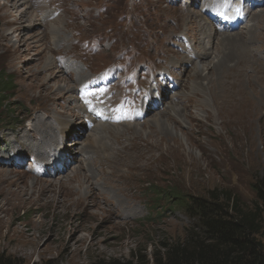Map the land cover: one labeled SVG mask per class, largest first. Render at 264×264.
I'll return each mask as SVG.
<instances>
[{
  "label": "rangeland",
  "instance_id": "rangeland-1",
  "mask_svg": "<svg viewBox=\"0 0 264 264\" xmlns=\"http://www.w3.org/2000/svg\"><path fill=\"white\" fill-rule=\"evenodd\" d=\"M204 1L27 0L37 14L34 22L28 10L23 13L25 5L0 0V6L12 7L11 15L0 7V76L12 79L10 91L0 93V253L22 264H162L171 247L193 235L201 242L198 219L170 193L212 198L216 192L237 209L254 211L253 184L264 178V3L249 10L238 31L200 37L210 52L203 54L198 21L211 22ZM191 31L194 39L187 36ZM222 33L245 40L243 47L235 45L241 57L229 62L228 76L221 78L228 87L224 95L214 84L202 86L209 70L196 76L192 68L197 63L202 69L225 52L216 44ZM48 59L53 68L43 67ZM106 69H116L118 76L109 99L130 97L139 108L148 102L145 117L103 123L80 104L79 86ZM161 70L173 82L164 76L149 102L146 88ZM200 80L201 90L191 88ZM66 83L73 90L53 96ZM169 104L184 118L174 119ZM225 104L261 113L239 129ZM157 113L162 117L154 122ZM37 118L55 130L52 142H42L43 130L31 129ZM59 123L66 125L60 134ZM114 125L121 130L103 129ZM89 132L107 147L86 153L79 142ZM29 156L45 164L43 174L33 173ZM82 157L80 172L88 177L80 176V187L67 184ZM259 215L256 237L264 245V212Z\"/></svg>",
  "mask_w": 264,
  "mask_h": 264
},
{
  "label": "trees",
  "instance_id": "trees-1",
  "mask_svg": "<svg viewBox=\"0 0 264 264\" xmlns=\"http://www.w3.org/2000/svg\"><path fill=\"white\" fill-rule=\"evenodd\" d=\"M11 84V78L0 76V93L7 92ZM253 189L256 198L254 211L237 209L228 196L220 200L216 192H212V198L170 193L179 207L198 219L201 242H197V236L193 235L181 246L171 247L162 264H264V245L256 237L259 212H264V178L256 181ZM191 233L195 234V231ZM0 264L22 263L0 253Z\"/></svg>",
  "mask_w": 264,
  "mask_h": 264
},
{
  "label": "bare ground",
  "instance_id": "bare-ground-1",
  "mask_svg": "<svg viewBox=\"0 0 264 264\" xmlns=\"http://www.w3.org/2000/svg\"><path fill=\"white\" fill-rule=\"evenodd\" d=\"M14 1H16L15 2V4H13L12 5V7H14V6H16L17 4H23V5H25V11L23 12L24 14H26L27 13V10H28V14H29V18L32 20V21H36L37 20V14H36V12L33 10V9H31V6H33L32 4L30 5V6H28V2H27V0H14ZM204 1V0H203ZM226 1V3H228V4H232V1L233 0H225ZM52 2H53V0H52ZM211 4V6H213L214 4H213V2H212V0H206V1H204V3H203V7H205V9H207V7L209 6ZM252 5V4H251ZM201 6V5H200ZM256 6V5H255ZM254 6V7H255ZM1 8H4V9H6V14H9V15H11V9H12V7L10 8V10L8 9L9 7H7V6H5V5H2V6H0ZM34 7V6H33ZM186 7V6H185ZM253 7V8H254ZM31 9V10H30ZM7 10H8V12H7ZM30 11V12H29ZM197 13H200V12H197ZM48 14L49 13H46V17L48 18ZM201 15H202V13H200ZM199 15V14H198ZM200 16V15H199ZM198 16V17H199ZM258 16V15H257ZM205 17L206 16H204V19H205ZM5 18V17H4ZM8 18V17H7ZM22 17L20 16V17H18V20H20ZM39 18V17H38ZM199 18H201V16L199 17ZM198 19V18H197ZM206 20V19H205ZM202 21V22H201ZM211 21V20H210ZM198 25H199V38L200 37H202L203 38V40L204 39H206L207 38V40L208 39H212L213 40V38H214V36H215V34H216V32L217 31H220V30H218L217 28H216V26L212 23V22H208V21H203V18H202V20H199L198 21ZM198 27V26H197ZM54 28V26L52 25V23H51V25H50V31H49V33H51V31L52 30H54L53 29ZM250 29V28H249ZM248 29V30H249ZM214 32H213V31ZM233 31H238V29L237 30H233ZM233 31H230V32H233ZM221 32V31H220ZM222 32H228V31H222ZM251 33V30H249L248 31V33L247 34H250ZM192 34V35H191ZM51 35V34H50ZM192 36V38L194 39L195 37V32L194 31H191L190 33H187V36ZM196 35H197V33H196ZM236 35H234V34H230V33H222L221 35H220V37L217 39V43L216 44H218L219 46H220V48H225V52H219L218 54H217V56H216V61H214L213 59L212 60H210V61H208L207 62V65H206V67H204V68H202V69H198V67H197V63H195V64H193V66H192V68H193V71L195 72V75L197 76V75H200V74H204V71L205 70H209L211 73V75L209 76V77H206L205 79V81H206V85H202V86H204L205 87V89H209V87L210 88H212L214 85H215V89L217 90V92H222L221 94H223V92H225L224 90L226 89V88H228L227 86H225L223 83H225V81L223 80V79H221V78H223V76L224 75H227V74H225V72L227 71L226 69H228L229 67H230V65H229V62L232 60V59H235V58H239V57H241V55L240 54H238L239 52H238V49H237V47L235 46L236 44H239V46H241L242 45V47L244 46V43H245V40H243V38H241V36H236ZM243 36V35H242ZM7 37V36H6ZM251 37V36H250ZM245 39H247V37L245 36L244 37ZM201 39V38H200ZM6 40H7V38H6ZM52 41H53V39H52ZM203 41H202V39H201V41H200V46H198V48L200 47V50H201V53H203V54H208V53H210V52H208V50H207V45L206 46H203V45H205L204 43H202ZM188 49V48H187ZM227 50V51H226ZM239 56V57H238ZM239 60H241V58L239 59ZM54 65H55V62H53L52 60H50V59H48L47 60V62L45 63V65L43 66V67H45L46 69H49V68H53L54 67ZM56 67V66H55ZM80 72V71H79ZM55 73V72H54ZM51 75V74H50ZM194 75V74H193ZM202 76V75H201ZM205 76V75H204ZM203 76V77H204ZM228 76V75H227ZM203 79V78H202ZM194 80V79H193ZM40 81V80H39ZM199 83H201V80L200 81H198V82H195V81H193V83H192V87L191 88H194V90L195 89H197V88H199L200 90L202 89V86L201 85H199ZM211 84H214V85H211ZM219 85H221V89L218 87ZM40 87H42V89H44V90H50L51 88L46 84V83H42V84H40L39 85ZM217 86V87H216ZM73 90V88H72V86L70 87V86H68V83H66L64 86H62V88L61 87H57L55 90H53V96L55 95V94H57V93H62V92H64V91H72ZM215 90V91H216ZM213 92V91H212ZM226 92H227V90H226ZM225 92V93H226ZM215 93V92H214ZM220 94V93H219ZM229 94V93H228ZM234 94V93H233ZM244 94H245V92H244ZM217 95V94H216ZM224 95V94H223ZM226 96H228V95H226ZM233 96V95H232ZM220 97V96H219ZM223 97V96H222ZM69 98L71 99V101H74V100H76L75 98H76V94H71L70 96H69ZM233 98V97H232ZM224 99V98H223ZM229 99V98H228ZM242 99V98H241ZM217 100V99H216ZM225 100V99H224ZM223 100V101H224ZM235 100V99H234ZM219 101V100H218ZM217 101V102H218ZM215 102V101H214ZM227 102V101H226ZM229 102V101H228ZM240 102V101H239ZM246 102V101H245ZM250 102V101H249ZM252 102V101H251ZM220 103V102H219ZM224 103V102H223ZM228 104V103H227ZM240 104H242V103H240ZM239 104V105H240ZM253 104V103H252ZM170 105V107L169 108H171V111H169V112H172L173 114H174V116L175 117H173L174 119H183L184 118V113L183 112H181L180 111V108L179 107H177L176 105H174V104H169ZM168 105V106H169ZM217 105V104H216ZM225 106L227 107V110H228V112L229 111H232L233 113H231V114H233L236 118H237V120L238 121H236V124H235V126L236 127H238L239 129H242V128H245L246 126H249L250 125V122L252 121V119H253V117L254 116H256V117H259L260 116V113H261V111H255V110H253V108H252V106H250L251 108H250V110L248 109V110H246V109H237L236 107H234L233 105L232 106H230V105H226L225 104ZM247 106V105H246ZM222 107H223V105H222ZM220 108V107H219ZM224 108V107H223ZM54 114V113H53ZM154 114V113H153ZM229 114V113H228ZM230 115V114H229ZM232 115V116H233ZM162 116H160V115H158V113L157 114H155L154 115V117H153V119L152 120H154V122H158L159 121V119L161 118ZM234 118V117H233ZM167 120V119H166ZM60 121V120H59ZM183 121V120H182ZM62 122V121H61ZM161 122V121H160ZM255 122V121H254ZM92 124V123H91ZM64 124L63 123H59V127H58V134H60V133H62V132H64V130H65V128H66V125L65 126H63ZM158 125V124H157ZM99 126V125H98ZM134 126H135V128L137 129L138 127H137V123H135L134 124ZM35 127H37V129L38 130H36L35 129ZM106 128H111V130L113 131V132H119V130H121V127L120 126H117V125H114V126H104L103 127V129L105 130ZM131 128V127H130ZM132 128H133V126H132ZM31 129L35 132V131H39V130H43V132H44V138L42 137L41 138V140H42V142H44V143H50V142H52V139H51V137H52V133L53 134H55V130L53 129V131H52V129H51V127H50V124H48V123H45V121H42V119L41 118H37V124H33V126H31ZM101 129V128H100ZM249 130V129H248ZM66 131V130H65ZM23 133H24V131H23ZM100 133H102V132H100ZM27 134V133H26ZM57 131H56V135H55V138L57 137ZM19 135V134H18ZM27 135H29V134H27ZM26 135V136H27ZM65 135V134H64ZM19 137V136H18ZM21 137V136H20ZM23 137V136H22ZM32 137V136H31ZM26 138V137H25ZM61 137H59V139H60ZM65 138H71L70 136H68L67 137V135H65ZM87 140H86V142L84 141V142H79L80 144H81V147L82 148H87V149H89V151H87L86 153H90L91 151H93V152H97V153H99V150H104V148H106L107 147V143H105V142H103V140H102V137H100L97 133H93V132H89V135H88V138H86ZM27 140V139H26ZM33 140V139H32ZM31 140V141H32ZM75 140V139H74ZM74 140H72L73 142H74ZM31 141H27L28 143H30ZM34 141V140H33ZM56 141V140H55ZM26 142V143H27ZM59 143V142H58ZM76 143H78V141H76ZM31 145V144H30ZM26 146H28L29 148H30V146L27 144ZM41 146V145H40ZM40 146H39V148H40ZM42 146H44V144L42 145ZM65 146V145H64ZM38 148V149H39ZM37 149V150H38ZM50 149V148H49ZM58 150V149H57ZM63 150H66V149H63ZM80 150H82V149H80ZM251 151H253V149L251 150ZM55 152V151H54ZM92 152V153H93ZM101 153H103V157H107V156H105V153L106 152H101ZM41 156H42V158H44L45 156H44V153L43 154H40ZM46 155V154H45ZM86 155V154H85ZM40 156V157H41ZM101 156V157H102ZM84 157V156H83ZM83 157H82V161L80 162V164H79V167H77V168H79V172L76 170V171H73L74 172V174L72 175V176H67L66 178H67V184H70L71 182H77L78 183V185H79V187L81 186V184L83 183L82 182V178H80V176H83L84 178L86 177L82 172H80V170H81V168H82V165H86L84 162H83ZM54 158H56V157H54ZM57 160H59V159H57ZM53 161V160H52ZM86 162H88V161H86ZM48 164H50V165H48ZM46 165L50 168V169H53V166H52V164H51V162H47L46 163ZM139 165V164H138ZM133 166H135V164L133 165ZM57 169H59V166L58 167H56ZM91 170V169H90ZM89 170V171H90ZM88 177V176H87ZM86 177V178H87ZM65 184H66V182H65ZM66 184V185H67ZM63 187V186H62ZM63 188H65V187H63ZM65 190V192L68 194V195H72L73 194V192H72V188L71 187H68L67 186V188H65L64 189ZM123 207V206H122Z\"/></svg>",
  "mask_w": 264,
  "mask_h": 264
}]
</instances>
